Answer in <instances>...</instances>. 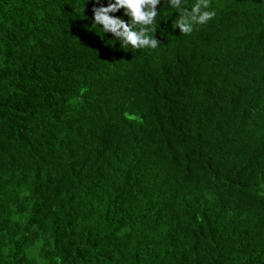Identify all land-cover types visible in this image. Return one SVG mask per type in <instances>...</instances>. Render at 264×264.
<instances>
[{
    "label": "trees",
    "instance_id": "1",
    "mask_svg": "<svg viewBox=\"0 0 264 264\" xmlns=\"http://www.w3.org/2000/svg\"><path fill=\"white\" fill-rule=\"evenodd\" d=\"M114 2L0 0V264H264V0Z\"/></svg>",
    "mask_w": 264,
    "mask_h": 264
},
{
    "label": "clouds",
    "instance_id": "2",
    "mask_svg": "<svg viewBox=\"0 0 264 264\" xmlns=\"http://www.w3.org/2000/svg\"><path fill=\"white\" fill-rule=\"evenodd\" d=\"M159 4L160 0H115L114 3H109L107 7L93 8L94 22L102 25L105 32L112 33L116 38L133 48L151 47L155 49L159 41L155 36L148 35L149 28L147 26L154 23L155 17L158 15L157 6ZM170 4L179 8L181 0H170ZM121 8L125 9V13L131 18L132 24L109 15L110 12L115 13ZM208 8V0H198L190 12L185 10L179 20L175 22L174 28L179 27L182 34H191L194 24H206L215 16V12L207 10ZM133 25H141L142 27L139 30H134ZM152 31L155 30L152 29Z\"/></svg>",
    "mask_w": 264,
    "mask_h": 264
}]
</instances>
